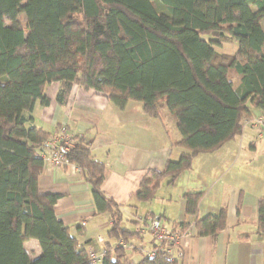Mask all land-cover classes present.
<instances>
[{
    "label": "trees",
    "instance_id": "obj_1",
    "mask_svg": "<svg viewBox=\"0 0 264 264\" xmlns=\"http://www.w3.org/2000/svg\"><path fill=\"white\" fill-rule=\"evenodd\" d=\"M225 41L237 43L232 54L215 49ZM51 82L59 83L61 104L79 85L119 108L140 101L148 116L173 122L179 138L172 145L185 151L161 170L148 169L130 196L152 199L196 154L239 135L254 110L264 112V0H0V264H91L55 214L58 195L38 187L51 134L31 112L48 103ZM64 158L81 170L97 212L108 213L102 264H131L128 252L140 254L136 264L179 262L162 250L148 257L117 245L121 238L144 241L123 225L125 218L135 225L136 205L102 191L105 166L83 138L75 137ZM201 197L183 194L185 215L194 217L195 235L215 238L226 210L197 218ZM257 205V232L264 233V197ZM30 238L41 248L36 258L23 247Z\"/></svg>",
    "mask_w": 264,
    "mask_h": 264
},
{
    "label": "crops",
    "instance_id": "obj_2",
    "mask_svg": "<svg viewBox=\"0 0 264 264\" xmlns=\"http://www.w3.org/2000/svg\"><path fill=\"white\" fill-rule=\"evenodd\" d=\"M58 89V82L45 86L48 103L35 104L31 112L34 124L51 136L65 125L72 137L83 138L105 166L102 191L117 204L136 205L135 217L152 214L172 228L173 221L190 222L186 228L192 235L177 264H264V233L257 232V203L264 197L263 127L243 120L239 135L213 151L196 154L191 167L172 184L163 182L152 199L137 201L130 196L138 190L146 171L161 170L168 159L177 160L185 151L172 145L179 138L173 122L166 117L148 116L140 101L129 100L119 108L105 95L79 85L71 88L67 102L61 104L56 100ZM260 113L254 110V116ZM42 152L46 153V148ZM38 187L43 193L58 195L55 214L81 246H103L110 227L109 216L107 212H97L91 188L80 169L66 162L53 167L44 160ZM191 191L202 192L197 218L215 215L225 208V226L215 238L195 235L194 217L184 212L183 194ZM139 207L143 208L142 213L138 212ZM125 217H131L129 211ZM98 236L103 237V242ZM144 241L148 242L149 237ZM23 247L30 258L41 254L35 238L26 240ZM132 254L128 252L131 264H136L141 256L134 260Z\"/></svg>",
    "mask_w": 264,
    "mask_h": 264
},
{
    "label": "built area",
    "instance_id": "obj_3",
    "mask_svg": "<svg viewBox=\"0 0 264 264\" xmlns=\"http://www.w3.org/2000/svg\"><path fill=\"white\" fill-rule=\"evenodd\" d=\"M244 122L254 126L264 128V112L244 119ZM75 138L67 132V127L61 125L58 131L46 141V153L42 152L43 162L48 160L53 167H59L65 163L64 154L74 146ZM136 223L134 231L138 236L149 237V241H153L158 246L151 247L148 242L139 241L138 239L125 240L119 239L117 245L128 251L136 249L143 252L148 257L155 256L158 250L166 252L171 259L180 261L184 256V249L187 245V239L191 237L190 228L178 229L164 225L160 218L146 214L145 216L135 217ZM98 240L103 242V237L98 236ZM103 246L99 249L86 248V254L91 264H102L104 256Z\"/></svg>",
    "mask_w": 264,
    "mask_h": 264
},
{
    "label": "rangeland",
    "instance_id": "obj_4",
    "mask_svg": "<svg viewBox=\"0 0 264 264\" xmlns=\"http://www.w3.org/2000/svg\"><path fill=\"white\" fill-rule=\"evenodd\" d=\"M236 47H237V43L235 41H232V42L225 41V42H222L221 45L215 46V49L220 51V52L233 53L234 50L236 49ZM142 209H143L142 207H139L138 208V212L142 213L141 212ZM124 222H125L124 224L126 225V227H128V228L134 227V225L132 223L128 222V221H124ZM146 237H148V236H146ZM132 239H135V237H132ZM138 256H139V253L132 254V258L134 260H136L138 258Z\"/></svg>",
    "mask_w": 264,
    "mask_h": 264
}]
</instances>
